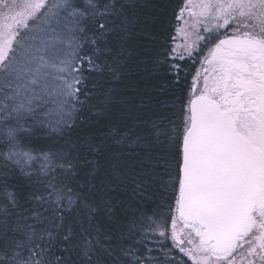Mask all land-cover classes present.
Listing matches in <instances>:
<instances>
[{"label": "snow or ice", "instance_id": "1", "mask_svg": "<svg viewBox=\"0 0 264 264\" xmlns=\"http://www.w3.org/2000/svg\"><path fill=\"white\" fill-rule=\"evenodd\" d=\"M163 13L0 0V264H264V0Z\"/></svg>", "mask_w": 264, "mask_h": 264}, {"label": "trees", "instance_id": "2", "mask_svg": "<svg viewBox=\"0 0 264 264\" xmlns=\"http://www.w3.org/2000/svg\"><path fill=\"white\" fill-rule=\"evenodd\" d=\"M154 2L157 4L158 7H163L164 8V18L165 20H168L171 18L173 21L175 19L174 16H171L172 12L174 10H178V6L183 3V0H154ZM176 25L173 24V27L171 30L161 33L162 36H167L168 37V42L169 44L172 43L171 37L174 36V29ZM202 53V52H201ZM199 54L197 56L195 53L193 54V57L190 59H186L185 61H181V65L183 68L188 69L192 74H195L196 68L199 66V58L202 56V54ZM188 81H191V75L187 77ZM169 223H170V218H169ZM153 240L159 241L162 238H159L158 236L152 237ZM148 247L152 249L148 255L157 258L159 261L165 262L167 260H175L176 258H180L183 261H186L187 264H192L190 260H188L183 254H180L178 252V249L172 248L171 251L168 252L167 256L164 255V251L161 250V245L160 243H149ZM164 248H169L171 247V241H165L163 244Z\"/></svg>", "mask_w": 264, "mask_h": 264}, {"label": "rangeland", "instance_id": "3", "mask_svg": "<svg viewBox=\"0 0 264 264\" xmlns=\"http://www.w3.org/2000/svg\"><path fill=\"white\" fill-rule=\"evenodd\" d=\"M174 35H176V33H174ZM175 43H177V44H183L184 43V40H183V38L182 37H178L177 39H176V41H175ZM205 51H206V49H205ZM202 55L204 54V53H201ZM199 67V66H198ZM169 228H170V223H169ZM187 258V257H186ZM188 259V258H187ZM192 263V262H191Z\"/></svg>", "mask_w": 264, "mask_h": 264}]
</instances>
